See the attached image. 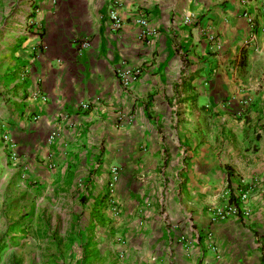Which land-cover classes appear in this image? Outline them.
I'll return each mask as SVG.
<instances>
[{
  "label": "crops",
  "instance_id": "obj_1",
  "mask_svg": "<svg viewBox=\"0 0 264 264\" xmlns=\"http://www.w3.org/2000/svg\"><path fill=\"white\" fill-rule=\"evenodd\" d=\"M255 10L253 0H0L1 200L70 204L97 229L79 252L94 264H264ZM245 11L258 23L249 44ZM120 68L142 72L125 86ZM231 204L238 213L220 219Z\"/></svg>",
  "mask_w": 264,
  "mask_h": 264
},
{
  "label": "rangeland",
  "instance_id": "obj_2",
  "mask_svg": "<svg viewBox=\"0 0 264 264\" xmlns=\"http://www.w3.org/2000/svg\"><path fill=\"white\" fill-rule=\"evenodd\" d=\"M18 200L0 197V264L97 263L79 253L88 247V237L97 234L96 228L82 226L83 213L66 203L67 211H57Z\"/></svg>",
  "mask_w": 264,
  "mask_h": 264
},
{
  "label": "built area",
  "instance_id": "obj_3",
  "mask_svg": "<svg viewBox=\"0 0 264 264\" xmlns=\"http://www.w3.org/2000/svg\"><path fill=\"white\" fill-rule=\"evenodd\" d=\"M253 1H254V4L256 5L257 10H255V11L257 12V14L259 13V14H261V16H264V0H253ZM114 6H116V4H114ZM30 10H31V12H34L33 10H35V8H34L33 4L31 5ZM256 12L255 13L252 11H245L244 12V17L246 18V21L248 23V28H249L247 44L252 42L256 37V33H257V29H258ZM111 17H112V20L114 21V28L116 30H120L122 28V22H121V19L119 18L118 14L116 12L115 7L111 10ZM184 22L185 23H192L193 22V16H187L185 18ZM138 23L142 26H147L148 25V19L146 18L145 15H141V16H139ZM28 25L29 26L33 25L32 21H28ZM42 32H43V26H41V25L37 26L36 27V34L40 35V34H42ZM89 48H90L89 42L86 41V42L81 44V49H89ZM141 72L142 71L140 69L128 71V70H125V68H120L117 70V76L121 79V81L123 82V84L125 86H129L135 80L138 79V76L141 74ZM81 108L84 110H88L89 109V103H82ZM4 138L6 140H8L9 135L6 134L4 136ZM117 180H118V170H114L111 187H113L115 185ZM245 198H247V193H242L240 200H242V199L244 200ZM215 213L220 219H225L229 214H237L238 208H237V206H234L231 204L228 206V208L217 209ZM244 214L249 215V211L247 209H244Z\"/></svg>",
  "mask_w": 264,
  "mask_h": 264
},
{
  "label": "trees",
  "instance_id": "obj_4",
  "mask_svg": "<svg viewBox=\"0 0 264 264\" xmlns=\"http://www.w3.org/2000/svg\"><path fill=\"white\" fill-rule=\"evenodd\" d=\"M233 199V198H232Z\"/></svg>",
  "mask_w": 264,
  "mask_h": 264
}]
</instances>
